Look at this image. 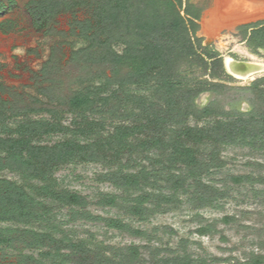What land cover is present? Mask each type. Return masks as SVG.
<instances>
[{
    "label": "trees",
    "instance_id": "16d2710c",
    "mask_svg": "<svg viewBox=\"0 0 264 264\" xmlns=\"http://www.w3.org/2000/svg\"><path fill=\"white\" fill-rule=\"evenodd\" d=\"M184 1L36 0L28 4L32 26L44 38L63 36L64 33L58 31V20L71 16L70 35L85 41L87 46L72 49L69 56L66 53L59 56L61 44H54L41 69L32 73L36 95L0 86V172L18 173L27 181L40 183L34 195L24 186L0 178V223L24 226V229L0 227V264L139 263L142 252L135 245L91 248L82 241L57 239L52 234L27 229L46 221L50 215V208L42 201L44 199L70 207H85L86 201L79 194L54 189L53 172L56 168L74 162L104 163L105 153L119 159L135 147L132 139L141 133L142 126H121L105 140L81 144L70 137L55 145L34 144L35 139L64 128L62 120L65 115H84L93 112L98 102L107 105L113 101V96L100 98L95 91H77L74 86L105 79L106 86L122 88L127 84L149 82L157 70L160 100L168 108L167 121L176 119L174 111L180 108L185 111L180 114L182 120L177 122L182 127L172 136H152L140 141L144 149L159 152V157L149 159L152 168L159 167V170L114 174L111 181L117 188L139 192L126 207V213L132 217L142 220L177 207L181 203L179 194L187 191L190 181H193L201 206H211L223 194L205 185L200 178L223 166L219 157L221 147L264 151V99L259 89L260 81L248 87L253 99L247 113L237 109L228 111L218 103L199 108L196 101L202 90L194 93L185 106L175 99L179 91L176 82L182 77L181 67L193 64V57L197 55L182 16ZM13 4L12 0H0V18L12 9ZM117 44L124 46L123 53L115 50ZM250 45L264 47L263 25L253 28ZM43 114L51 120L29 117ZM189 117L225 120L193 128L186 124ZM10 121H16V124L12 127ZM205 144L213 147L208 156L202 155L198 149ZM252 180L246 176L232 178L237 185ZM160 181L165 186L162 187ZM144 188L150 190L145 191ZM116 203L113 196H106L103 200L106 206L113 207ZM82 217L101 220L87 213ZM104 221L109 228L142 235L118 220ZM230 221L231 218L224 219L227 224ZM199 233L206 235L208 231L202 229ZM30 251H38L39 256L28 254ZM153 264L207 262L185 254L174 258L155 257ZM244 264H264V255H253Z\"/></svg>",
    "mask_w": 264,
    "mask_h": 264
},
{
    "label": "rangeland",
    "instance_id": "374dc122",
    "mask_svg": "<svg viewBox=\"0 0 264 264\" xmlns=\"http://www.w3.org/2000/svg\"><path fill=\"white\" fill-rule=\"evenodd\" d=\"M12 1V9L0 18V32L19 30L18 33L24 32L23 41L32 42L37 36L32 31L28 32L33 26L27 6L36 0ZM216 2L217 0L184 1L182 16L186 20L197 55L193 57V64H184L181 67L182 77L176 82L179 91L175 99L185 106L194 93L202 90L196 101L199 108L218 103L228 111L237 109L247 113L253 99L248 87L254 82L260 81L259 89L263 92L264 99V70L253 74L249 79H241L226 69L225 59L231 58L241 64H264V47L250 45L253 28L264 26V19L245 22L247 18L230 20L234 25L225 26L216 38L209 40L204 30V22L210 20ZM79 15L82 17V14ZM71 20V16L59 18L58 31L64 35L41 40L38 43L39 53L33 60L21 62L19 69L15 67L13 60L5 63L0 86L36 95L32 85V73L41 69L54 44H61L62 51L59 56L62 53L69 56L72 49L78 50L87 46L85 41L70 35ZM4 43L5 39L0 37V45ZM115 50L121 54L124 46L117 44ZM157 74L155 70L149 82L127 84L122 88L106 86L105 79L73 87L77 91H95L100 98L113 96V101L107 105L98 102L93 112L84 115H65L62 120L64 128L35 139L34 144L55 145L70 137L81 144L105 140L121 126H142L141 133L132 139L135 147L119 159L114 158L111 153H105L104 163L74 162L56 168L53 172L54 189L79 194L86 201L85 207H70L40 198L50 208L51 213L46 221L27 229L52 234L57 239L82 241L91 248L135 245L142 252L138 264H153L155 257L174 258L185 254L195 259H203L207 264H244L253 255H264V151L234 146L221 147L219 157L223 166L200 178L205 185L223 194L211 206H201L193 181H190L187 191L179 194L181 203L177 207H170L167 213L142 220L126 213L129 200L139 192H125L117 188L111 181L114 174L120 171L128 174L138 173L143 169L149 172L159 170V167L152 168L149 161L159 157V152L144 149L140 141L152 136L170 137L182 127L177 122L182 120L180 114L185 113L183 108L174 111V121L166 119L168 108L160 100ZM29 117L34 120H51L44 114ZM221 119L225 120L218 117L202 120L189 117L186 124L193 128H202ZM15 124L16 121L9 122L12 127ZM198 149L202 155L208 156L213 147L205 144ZM240 176L251 177L253 180L240 185L234 184L232 178ZM0 178L24 186L34 195L40 186V183L27 181L18 173L0 172ZM160 185L163 187L165 183L161 182ZM106 196L116 197V205H104ZM83 213L101 220L85 219L82 217ZM225 218H231L230 223H225ZM109 219L118 220L142 235L109 228L104 221ZM0 227L24 229V226L13 223H0ZM202 229L207 230L208 234L201 235L199 231ZM4 252L12 253L9 250ZM27 253L36 258L39 256L38 251Z\"/></svg>",
    "mask_w": 264,
    "mask_h": 264
},
{
    "label": "bare ground",
    "instance_id": "6f19581e",
    "mask_svg": "<svg viewBox=\"0 0 264 264\" xmlns=\"http://www.w3.org/2000/svg\"><path fill=\"white\" fill-rule=\"evenodd\" d=\"M241 18H247L244 22L264 19V1L253 4L250 0H217L210 20L204 22L208 39L216 38L225 26L234 25L230 20ZM225 67L232 75L241 79H249L253 74L264 70V64H241L231 58L225 59Z\"/></svg>",
    "mask_w": 264,
    "mask_h": 264
},
{
    "label": "crops",
    "instance_id": "0c3cea01",
    "mask_svg": "<svg viewBox=\"0 0 264 264\" xmlns=\"http://www.w3.org/2000/svg\"><path fill=\"white\" fill-rule=\"evenodd\" d=\"M30 29L28 32L32 31L37 36L32 42L23 41L24 32L22 34L18 33L19 30L0 32V37L5 39L4 45H0V78L2 77V69L5 68V63L13 60L15 67L19 69L21 62L25 60L31 61L37 57L39 53L38 43L45 38L34 28Z\"/></svg>",
    "mask_w": 264,
    "mask_h": 264
},
{
    "label": "water",
    "instance_id": "95a60500",
    "mask_svg": "<svg viewBox=\"0 0 264 264\" xmlns=\"http://www.w3.org/2000/svg\"><path fill=\"white\" fill-rule=\"evenodd\" d=\"M253 4H257V3H259V2H262V1H264V0H250Z\"/></svg>",
    "mask_w": 264,
    "mask_h": 264
}]
</instances>
